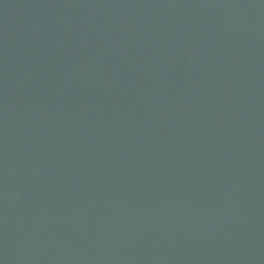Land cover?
Here are the masks:
<instances>
[{
	"label": "water",
	"instance_id": "obj_1",
	"mask_svg": "<svg viewBox=\"0 0 264 264\" xmlns=\"http://www.w3.org/2000/svg\"><path fill=\"white\" fill-rule=\"evenodd\" d=\"M0 264H264V0H0Z\"/></svg>",
	"mask_w": 264,
	"mask_h": 264
}]
</instances>
